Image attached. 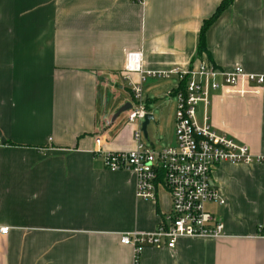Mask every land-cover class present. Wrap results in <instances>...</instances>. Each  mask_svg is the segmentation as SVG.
I'll return each mask as SVG.
<instances>
[{
	"label": "crops",
	"instance_id": "obj_1",
	"mask_svg": "<svg viewBox=\"0 0 264 264\" xmlns=\"http://www.w3.org/2000/svg\"><path fill=\"white\" fill-rule=\"evenodd\" d=\"M223 1L0 0V264H135L121 236L154 232L171 195L160 181L154 201L139 200L135 176L104 165L105 153L136 146L138 125L114 120L140 81L127 56L141 53L151 72L207 62L264 76V0H234L206 32L209 56L198 55ZM152 81L150 94L160 90ZM169 81L172 101L180 81ZM210 123L263 157L264 85L214 93ZM211 182L225 201L207 206L223 236L148 247L139 264H264V164H221Z\"/></svg>",
	"mask_w": 264,
	"mask_h": 264
},
{
	"label": "built area",
	"instance_id": "obj_2",
	"mask_svg": "<svg viewBox=\"0 0 264 264\" xmlns=\"http://www.w3.org/2000/svg\"><path fill=\"white\" fill-rule=\"evenodd\" d=\"M137 2L144 4L145 0ZM142 59L141 53H132L127 56L126 64L127 73L140 75L138 83L131 82L132 109L124 119L126 125H138L133 135L135 149L104 154L107 170L128 171L135 176L139 200L154 201L160 181L171 195V211L154 232L121 236V244L134 250L135 264H139V255L148 247L172 250L178 240L184 238H221L224 224L207 208L211 203L225 204L211 182L212 171L221 164H264V156H253L246 145L217 132L210 123L214 93L259 94L264 76L248 74L239 66L229 72L221 71L207 62L188 71L151 72L144 69ZM173 78L180 81L173 93L176 100L175 145L156 150L145 143L141 128L147 115L143 85L150 79L169 81ZM96 144L101 148L102 139L98 138ZM8 232V228L0 229L3 235ZM259 236L264 238V228L259 230Z\"/></svg>",
	"mask_w": 264,
	"mask_h": 264
},
{
	"label": "rangeland",
	"instance_id": "obj_3",
	"mask_svg": "<svg viewBox=\"0 0 264 264\" xmlns=\"http://www.w3.org/2000/svg\"><path fill=\"white\" fill-rule=\"evenodd\" d=\"M152 80L157 81L156 84L158 85V88L160 90L155 91L154 94H150L146 92V90H143V103H147V97L152 101V104H149V107L147 109L145 106L146 112L147 114H150L155 117V120H153L147 128L148 139H145V143L148 146L159 150L175 145L174 109L176 106H173L176 105V101H170V99L167 98L169 93H171L172 91V86L174 84L173 81L150 79L149 82L146 83V85H143V88L146 89L147 84H149ZM129 97H131L130 100H132V96ZM156 99L158 101H156ZM125 116L126 114H123L122 116H120V119H124Z\"/></svg>",
	"mask_w": 264,
	"mask_h": 264
},
{
	"label": "trees",
	"instance_id": "obj_4",
	"mask_svg": "<svg viewBox=\"0 0 264 264\" xmlns=\"http://www.w3.org/2000/svg\"><path fill=\"white\" fill-rule=\"evenodd\" d=\"M234 0H225L222 2V4L217 9L216 13L207 21H205L202 25L201 33H200V39H199V47H198V55H207L209 56V53L207 51L206 47V32L208 29L218 20L220 15L233 3ZM216 69V68H215Z\"/></svg>",
	"mask_w": 264,
	"mask_h": 264
},
{
	"label": "water",
	"instance_id": "obj_5",
	"mask_svg": "<svg viewBox=\"0 0 264 264\" xmlns=\"http://www.w3.org/2000/svg\"><path fill=\"white\" fill-rule=\"evenodd\" d=\"M132 109V104L131 103H127L124 106H122L115 114L114 116V120L118 119L120 116H122L123 114H126L127 112H129ZM155 120L154 117L150 114H147L144 122L142 123V132L143 135L145 136V138H147V128L150 125V123Z\"/></svg>",
	"mask_w": 264,
	"mask_h": 264
}]
</instances>
